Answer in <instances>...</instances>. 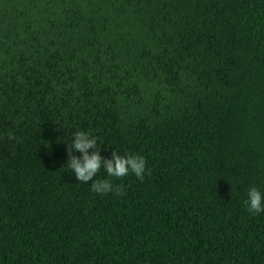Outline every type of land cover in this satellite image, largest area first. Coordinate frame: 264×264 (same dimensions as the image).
<instances>
[{
  "label": "trees",
  "instance_id": "1",
  "mask_svg": "<svg viewBox=\"0 0 264 264\" xmlns=\"http://www.w3.org/2000/svg\"><path fill=\"white\" fill-rule=\"evenodd\" d=\"M76 130L149 173L93 192ZM251 186L264 0H0V264H264Z\"/></svg>",
  "mask_w": 264,
  "mask_h": 264
},
{
  "label": "clouds",
  "instance_id": "2",
  "mask_svg": "<svg viewBox=\"0 0 264 264\" xmlns=\"http://www.w3.org/2000/svg\"><path fill=\"white\" fill-rule=\"evenodd\" d=\"M8 135L9 138H12L11 132ZM97 139L89 131L76 130L72 134L70 142L67 143V160L65 163L79 182L87 183L91 180L89 186L93 192L98 194L111 192L113 195L119 196L122 192V186L113 184L109 178H122L131 173L142 181L145 175L149 173L146 158L142 154H119L113 150L110 158L102 157ZM90 149L91 151H89ZM77 151L79 156L75 155ZM101 169L106 172V178L97 177V173ZM243 204L251 215L264 212V190L256 186L249 187Z\"/></svg>",
  "mask_w": 264,
  "mask_h": 264
}]
</instances>
